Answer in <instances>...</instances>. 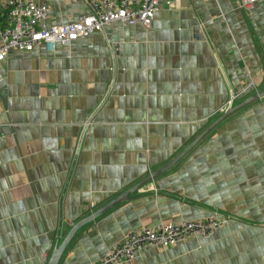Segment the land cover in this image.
<instances>
[{
	"label": "crops",
	"instance_id": "crops-1",
	"mask_svg": "<svg viewBox=\"0 0 264 264\" xmlns=\"http://www.w3.org/2000/svg\"><path fill=\"white\" fill-rule=\"evenodd\" d=\"M172 2V6L168 4ZM47 25L89 15L50 0ZM264 93V0H161L149 28L11 50L0 61V263L49 264L72 228L166 167L224 113ZM229 218L209 238L147 248L133 264H264V97L172 168L81 228L59 264L102 259L127 233Z\"/></svg>",
	"mask_w": 264,
	"mask_h": 264
},
{
	"label": "built area",
	"instance_id": "built-area-1",
	"mask_svg": "<svg viewBox=\"0 0 264 264\" xmlns=\"http://www.w3.org/2000/svg\"><path fill=\"white\" fill-rule=\"evenodd\" d=\"M50 0H0V61L9 51H32L43 44L53 51L57 44L67 45L86 39L106 26L119 22L123 25L141 23L149 28L160 9L161 0H85L90 14L78 21L48 26ZM257 0H238L239 8L250 10ZM172 6V2L168 1ZM254 84L250 83L233 94L220 112L233 107L235 100L245 95ZM229 218L214 213L206 220L164 222L156 227L127 233L123 242L112 246L99 261L90 264H133L139 253L147 248H167L193 237L209 238L222 228ZM1 264V263H0Z\"/></svg>",
	"mask_w": 264,
	"mask_h": 264
},
{
	"label": "water",
	"instance_id": "water-1",
	"mask_svg": "<svg viewBox=\"0 0 264 264\" xmlns=\"http://www.w3.org/2000/svg\"><path fill=\"white\" fill-rule=\"evenodd\" d=\"M264 97V93H259L256 94L250 98H248L247 100H245L243 103H241L240 105L234 107V108H230L229 110H227L213 125H211L210 128H208L196 141H194L187 149H185L183 151V153L181 155H179L172 163H170L169 165H167L166 167L152 173L145 181H143L141 184L136 185L135 187H133L132 189L128 190L127 192L123 193L122 195H120L119 197H117L115 200H113L111 203H109L108 205H106L105 207H103L102 209H100L99 211L93 213L91 216H89L88 218L82 220L81 222H79L78 224H76L72 230L70 231V233L67 235V237L64 239L63 243L60 246H56L51 258L49 260V264H59L65 250L67 249L69 243L71 242L72 238L75 236V234L84 226H86L87 224L93 222L94 220H96L97 218L103 216L104 214H106L109 210L113 209L115 206L127 201L128 199H130V196L137 192L138 190H140L143 186H145L146 184L152 182L153 180H155L158 176H160L161 174H163L164 172L168 171L170 168H172L180 159H182L195 145H197L210 131H212L217 125H219L222 121H224L225 119H227L229 116L233 115L234 113H236L237 111H239L240 109L244 108L245 106H247L248 104H250L251 102H254L258 99H261Z\"/></svg>",
	"mask_w": 264,
	"mask_h": 264
}]
</instances>
